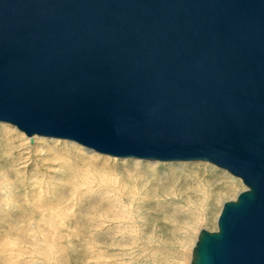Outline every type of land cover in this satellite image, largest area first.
<instances>
[{"label": "water", "instance_id": "1", "mask_svg": "<svg viewBox=\"0 0 264 264\" xmlns=\"http://www.w3.org/2000/svg\"><path fill=\"white\" fill-rule=\"evenodd\" d=\"M0 122L226 170L189 264H264V0H0Z\"/></svg>", "mask_w": 264, "mask_h": 264}, {"label": "rangeland", "instance_id": "2", "mask_svg": "<svg viewBox=\"0 0 264 264\" xmlns=\"http://www.w3.org/2000/svg\"><path fill=\"white\" fill-rule=\"evenodd\" d=\"M5 125L0 264H188L198 230L245 188L208 163L89 156Z\"/></svg>", "mask_w": 264, "mask_h": 264}, {"label": "bare ground", "instance_id": "3", "mask_svg": "<svg viewBox=\"0 0 264 264\" xmlns=\"http://www.w3.org/2000/svg\"><path fill=\"white\" fill-rule=\"evenodd\" d=\"M6 125L8 126V125H10V124H7L6 123ZM5 125V126H6ZM11 127H14V126H12V125H10ZM15 129H17L16 127H14ZM18 130V129H17ZM19 131V130H18ZM20 132H22V131H20ZM22 133H24V132H22ZM22 133H20V134H22ZM24 135H25V133H24ZM26 137H28L29 139H34V138H37V137H45V136H38V135H36V134H33L31 137H29V136H27V135H25ZM45 138H47L45 141H49L50 139L49 138H51V137H45ZM28 139V140H29ZM49 139V140H48ZM55 140L54 141H57V140H59L58 138H54ZM64 140V139H63ZM33 141V140H32ZM52 141V140H51ZM68 141V140H67ZM63 143H64V141H63ZM69 143L75 148H77L79 151H82V152H84V153H87L89 156H94L95 154L94 153H96L97 154V152H94L93 150H91V149H87V148H85V147H83V146H81L80 144H77V143H75V142H72V141H69ZM98 154H100V153H98ZM101 155H103V154H101ZM134 159H139V158H134ZM142 160V159H141ZM144 161V160H143ZM145 161H155L152 165H156L157 164V162L156 161H158V160H145ZM135 162L136 163H138V160H135ZM171 162V161H170ZM196 162H201V161H196ZM204 164L205 163H207V162H203ZM208 164H210V163H208ZM210 165H212V167L213 166H215V165H213V164H210ZM215 167H217V166H215ZM217 168H219V167H217ZM219 169H221V168H219ZM215 170V169H214ZM224 170V169H223ZM151 171H153V168L151 169ZM224 171H226V170H224ZM224 171H222L221 170V172H223V174H226V173H224ZM149 172V171H148ZM147 172V173H148ZM149 175H151L152 177H154V178H156V177H158L157 176V174H155L154 172H150V173H148ZM232 180V179H231ZM245 189V188H244ZM243 189V190H244ZM241 191V190H240ZM239 192V191H238ZM237 192V193H238ZM236 193V194H237ZM236 194H235V196H236ZM235 196H234V198H235ZM233 198V199H234ZM223 202H225V201H222L221 202V206H222V204H223ZM219 214V213H218ZM218 216V215H217ZM217 218V217H216ZM201 229V228H200ZM199 229V230H200ZM199 230H198V232H199ZM198 232H197V234H198ZM197 234H196V237H197ZM195 240H196V238H195ZM195 240L193 241V244H194V242H195ZM193 244H192V246H193ZM192 246L190 247V250H189V252L187 253V257H188V264H189V261H190V256H191V249H192ZM185 255V254H184ZM182 256H183V254H182ZM187 264V263H186Z\"/></svg>", "mask_w": 264, "mask_h": 264}]
</instances>
